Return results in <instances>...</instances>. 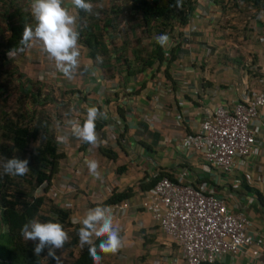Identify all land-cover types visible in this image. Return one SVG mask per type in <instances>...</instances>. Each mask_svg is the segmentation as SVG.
<instances>
[{"label":"crops","instance_id":"1","mask_svg":"<svg viewBox=\"0 0 264 264\" xmlns=\"http://www.w3.org/2000/svg\"><path fill=\"white\" fill-rule=\"evenodd\" d=\"M62 7L75 17L76 30V7L71 0H63ZM241 14L198 0L189 23L175 32L180 37L172 36L180 46L168 69L170 79L163 75L164 66L159 71L153 68L129 75L113 54L109 63L100 65L79 43V67L71 84L38 44L14 58L21 70L31 72V77L48 69L57 72L56 79L42 83L55 96L47 106L58 149L65 155L51 186L62 191L58 189L52 200L62 208L70 206L71 222L82 225L91 205L111 196V185L112 193L132 189L127 200L107 207L124 245L115 253L104 254L102 264H116L118 254H126L131 261L140 259L139 264L179 263L177 246L140 208L144 191L140 185L147 187L160 173L174 179L182 168L189 170L194 185L206 184L208 191L247 216L252 239L264 242V107L259 108L253 121L259 152L232 174H220L198 154L180 147L181 139L193 134L214 106L231 109L264 89V19ZM115 38L107 42L109 48L122 44L120 37ZM135 46L132 43L130 49ZM92 106L103 113L96 121L101 128L96 131L95 147L77 139L70 129L73 118L86 119L87 108ZM101 150L114 154V159ZM89 160L98 163L101 179L90 175ZM123 204H127L126 211L116 214L113 207ZM222 264H264V244L261 249L256 245L246 247L234 261L226 259Z\"/></svg>","mask_w":264,"mask_h":264},{"label":"trees","instance_id":"2","mask_svg":"<svg viewBox=\"0 0 264 264\" xmlns=\"http://www.w3.org/2000/svg\"><path fill=\"white\" fill-rule=\"evenodd\" d=\"M90 1L93 0H86L88 3ZM197 1L181 0L182 8L178 9L174 7L176 0H127L126 10L136 23L130 22L125 29H119L109 19L101 22L94 13L76 8L78 43L93 61H97V56L102 57L100 65L109 63L113 54L121 61V66L129 75H138L153 68L159 71L161 66H164L163 75L170 79L168 69L177 58L180 45L178 42L174 44L167 55L165 46L161 47L155 37L167 34L169 40L172 39L176 30L185 27L191 20ZM208 1L224 9H235L239 13L244 6L253 11L251 18L257 20L259 15L264 14V0ZM0 20V79L6 77L4 81L8 82L14 76L4 71L8 53L16 48L15 55L22 52L19 51V42L24 26L34 28L36 22L28 9L27 0H0ZM101 24L102 26H99ZM116 36L122 39V44H112L109 48L107 42L112 43ZM132 43L136 46L130 49ZM17 81L23 86L20 77ZM2 87L0 84V89ZM33 102L32 111L20 108L14 114L3 113L0 119V264H45L43 260H46L47 264H56L55 260L47 257V249L37 257L33 251L34 244L22 238V226L32 219L60 223L68 233L69 239L64 248L57 251V255L62 251L67 253L68 257L65 261L62 260V264H93L88 253L89 246L86 245L83 249L78 246V231L82 225L73 224L70 220L71 211L56 205L48 195L65 155L58 149L49 112L41 109L47 106L45 103L48 99L36 92ZM84 120L82 118L81 125ZM95 123L97 131L101 124ZM101 153L114 159V154L107 150H101ZM13 157L29 160L30 170L26 175L4 174L3 164ZM162 177L172 179L169 175L160 173L147 187L140 185L141 189L145 191L151 188ZM36 191L41 192L35 196ZM131 194L130 188L122 193L113 192L106 201L91 205L90 208L120 203L127 200ZM94 242L99 244L95 239ZM100 255L102 264L104 254Z\"/></svg>","mask_w":264,"mask_h":264},{"label":"built area","instance_id":"3","mask_svg":"<svg viewBox=\"0 0 264 264\" xmlns=\"http://www.w3.org/2000/svg\"><path fill=\"white\" fill-rule=\"evenodd\" d=\"M175 40L170 39L165 46L167 55L177 43ZM56 78L57 72L48 69L38 74L37 81L44 83ZM65 79L69 84L73 82V79ZM151 82L159 87L157 82ZM261 107H264V89L231 109L214 106L204 115L196 131L181 139V149L198 154L207 166L220 174L234 173L243 168L249 157L257 156L259 152L253 121ZM81 120L78 116L73 118L80 124ZM176 121L179 122L180 117ZM58 189L61 190L60 187L50 188L48 195L51 199ZM110 189L112 194V185ZM142 194L140 208L177 246L178 264H222L226 259L234 261L246 247L256 245L261 249L264 244L252 239L249 234L251 222L247 216L208 191L206 184L194 185L187 168H182L174 179L160 178ZM69 207L65 205L64 209L69 210ZM126 207L127 204L117 205L113 210L122 215Z\"/></svg>","mask_w":264,"mask_h":264},{"label":"clouds","instance_id":"4","mask_svg":"<svg viewBox=\"0 0 264 264\" xmlns=\"http://www.w3.org/2000/svg\"><path fill=\"white\" fill-rule=\"evenodd\" d=\"M62 4L63 0H33L31 11L36 22L35 27L24 26L19 51L30 50L38 44L41 52L55 61L57 70L71 80L79 67V33L74 28L75 17L67 8L62 7ZM71 4L87 13H91L93 9V5L86 0H71ZM174 7L182 8L181 0H176ZM261 19H264V14L261 15ZM155 39L161 47L166 46L169 41L167 34L159 35ZM16 50L17 48L10 51L8 55L13 57ZM96 59L102 62V57L97 56ZM102 116L103 113L97 107H88L86 119L82 125L78 121L70 122L73 135L84 143L93 147L97 146L95 122ZM59 139L64 141L66 137ZM87 167L94 179H101L96 161H87ZM29 170L28 159L21 160L13 157L3 164L4 174L11 176H24ZM20 234L24 240L33 242L34 255L40 257L41 253L47 249V257L55 260L56 264H62L63 253L57 255V250L64 248L69 237L60 223L32 219L22 226ZM78 236V246L81 249L86 245L89 246L88 253L93 264H101L100 253H115L124 245V238L120 235L119 227L114 223L111 210L102 206L90 208L86 212ZM94 238L95 241H99L98 245L94 242Z\"/></svg>","mask_w":264,"mask_h":264},{"label":"rangeland","instance_id":"5","mask_svg":"<svg viewBox=\"0 0 264 264\" xmlns=\"http://www.w3.org/2000/svg\"><path fill=\"white\" fill-rule=\"evenodd\" d=\"M27 2H28V9L31 11V1L27 0ZM89 3L93 5V9L91 13H94L96 17L100 18L101 22L104 21L105 19L106 20L109 19L112 23L116 24V26L119 27V29H125L127 26H129L128 24L130 22L136 23V20L126 10L127 0H93L90 1ZM227 9L232 13L238 12L235 9H231V8H227ZM241 13L244 14L246 18H251V16L254 15L253 11L246 9V7L244 6ZM238 19L242 20L240 16L238 17ZM1 25L2 23L0 20V30H2ZM99 26H102V24ZM20 54H17L13 58L8 57L7 65L4 68L5 72H10L14 76L11 77L8 80V82L4 81L6 77L0 79V84L3 85V87L0 89V119L3 113L9 112L14 114L17 113V111L20 108H24L28 111H32L34 109L33 96L35 95L36 92L40 93L44 97L46 96L49 103H50L49 100H52L55 97L52 95L51 93L52 90L47 84L42 85L41 82L35 80L38 75L31 77L30 71L26 72L24 71L23 68H22L23 70H21L19 66L15 64L14 58H17ZM18 77L22 79L23 86L18 84L20 83V81H17ZM45 104L48 105V103ZM60 108H61L60 111L64 113L65 112L64 109H62V107ZM41 109L43 111L50 110L48 106H43V108ZM64 114H66V112ZM40 192L41 191H36L34 195L37 196ZM26 242L33 244L32 241H26ZM57 251L59 252V250ZM62 253L63 255L61 259L65 261L68 257L67 253L62 251L60 252V255ZM43 262L47 264L46 260H43ZM140 262H142L140 259H136V261H131L126 254H118V256H116L115 259L116 264H139Z\"/></svg>","mask_w":264,"mask_h":264}]
</instances>
